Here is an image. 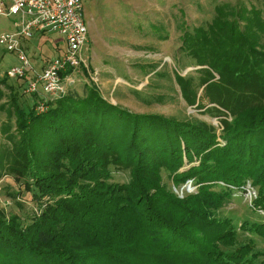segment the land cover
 Here are the masks:
<instances>
[{
  "label": "trees",
  "instance_id": "1",
  "mask_svg": "<svg viewBox=\"0 0 264 264\" xmlns=\"http://www.w3.org/2000/svg\"><path fill=\"white\" fill-rule=\"evenodd\" d=\"M181 49L205 65L200 85L176 73L186 100L206 106V96L217 115L233 116L220 133L207 121L133 111L97 85L36 112L0 78L12 89L0 105V178L13 176L40 205L28 220L0 208V264H264L256 240L240 239L219 213L248 181L264 209V0L217 3L211 21L186 27ZM115 168L129 179L116 180ZM164 170L196 191L181 196ZM239 227L264 237V221Z\"/></svg>",
  "mask_w": 264,
  "mask_h": 264
},
{
  "label": "rangeland",
  "instance_id": "2",
  "mask_svg": "<svg viewBox=\"0 0 264 264\" xmlns=\"http://www.w3.org/2000/svg\"><path fill=\"white\" fill-rule=\"evenodd\" d=\"M245 1L261 5L263 0H85L86 19L89 26V40L84 50L85 61L74 70L72 83L66 81L67 91L84 93L87 87L97 85L104 96L113 103L137 112H155L184 119L202 120L213 123L218 132L223 130L224 115L216 114L211 108L214 103L204 96L206 106L189 103L183 95L176 73L191 76L194 85H200L198 70L205 65H194L190 57L181 49L182 35L186 27L207 24L212 20L215 6L219 2L239 3ZM18 15L0 16V30L15 29ZM33 64L41 68L48 59L62 54L66 41L55 31H37L34 36L23 38ZM21 63L17 52L0 44V78L11 84L19 93L20 103L34 105L45 99L48 103L60 96L42 97L24 89V79L10 78L6 69ZM219 74L214 79H217ZM0 81V105L10 98L12 89ZM204 86L199 89L203 95ZM63 94V95H64ZM209 107V108H208ZM48 106L45 108V110ZM15 117L12 121H15ZM8 119L6 109L0 107V146L5 142L2 124ZM116 180L129 179L126 170L114 169ZM164 181L181 196L196 191L193 180L177 187L168 171H163ZM257 187L248 181L245 188H237L220 207L219 213L230 216L238 225L239 237H252L256 245L264 251V237L240 228V224L250 221H264V209L256 208L252 199L257 195ZM0 208L8 215L19 214L28 220L40 210L32 192L24 188L9 174L0 178ZM264 257V254H263Z\"/></svg>",
  "mask_w": 264,
  "mask_h": 264
},
{
  "label": "built area",
  "instance_id": "3",
  "mask_svg": "<svg viewBox=\"0 0 264 264\" xmlns=\"http://www.w3.org/2000/svg\"><path fill=\"white\" fill-rule=\"evenodd\" d=\"M11 14L18 15L19 20L15 29L0 30V44L16 51L21 63L9 66L7 76L23 78L27 92L42 97L63 95L67 91L65 82L74 81V70L85 61L84 50L89 40L85 0H0V16ZM46 30L58 32L66 46L62 54L37 68L22 39ZM47 106L42 99L37 108L44 111Z\"/></svg>",
  "mask_w": 264,
  "mask_h": 264
}]
</instances>
